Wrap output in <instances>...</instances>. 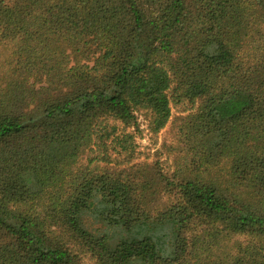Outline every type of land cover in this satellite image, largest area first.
I'll use <instances>...</instances> for the list:
<instances>
[{"label":"trees","instance_id":"trees-1","mask_svg":"<svg viewBox=\"0 0 264 264\" xmlns=\"http://www.w3.org/2000/svg\"><path fill=\"white\" fill-rule=\"evenodd\" d=\"M85 261L264 264V0H0V264Z\"/></svg>","mask_w":264,"mask_h":264},{"label":"rangeland","instance_id":"rangeland-1","mask_svg":"<svg viewBox=\"0 0 264 264\" xmlns=\"http://www.w3.org/2000/svg\"><path fill=\"white\" fill-rule=\"evenodd\" d=\"M192 111L193 108L187 101H184L179 105L171 104V115L168 123L158 134L155 135L148 131L145 116L139 115L138 130L134 131L132 128H127L125 130V132L133 135L132 143L134 144V152L132 163H159L160 167L165 172L170 173L174 169L175 151H173V148L178 144L176 134H178L180 128L181 118L186 117ZM108 152L113 155L112 150L108 149ZM87 155L88 160V158L98 156L99 152L94 151ZM86 163V159H83L82 164L85 165ZM84 264H87V261H85Z\"/></svg>","mask_w":264,"mask_h":264}]
</instances>
